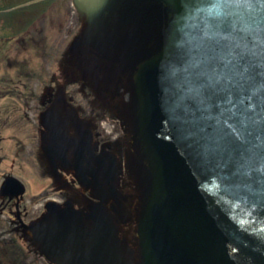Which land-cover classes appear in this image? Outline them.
<instances>
[{
    "label": "water",
    "instance_id": "95a60500",
    "mask_svg": "<svg viewBox=\"0 0 264 264\" xmlns=\"http://www.w3.org/2000/svg\"><path fill=\"white\" fill-rule=\"evenodd\" d=\"M155 1L174 24L135 76L151 175L143 264H264V0ZM74 2L90 19L120 15L118 54L129 44L145 56L160 38L149 0ZM56 210L41 242L50 259L125 264L110 222L94 215L84 231Z\"/></svg>",
    "mask_w": 264,
    "mask_h": 264
},
{
    "label": "flooded vegetation",
    "instance_id": "af4514ba",
    "mask_svg": "<svg viewBox=\"0 0 264 264\" xmlns=\"http://www.w3.org/2000/svg\"><path fill=\"white\" fill-rule=\"evenodd\" d=\"M14 1L0 0V26L7 24L6 20H10L6 18V13L10 14L11 11L18 10L19 6L25 7L27 3L11 7ZM29 3L31 6H38L42 3L48 4V0H42V3L31 0ZM163 7V5H159V8L153 7L154 18L164 17L165 10H161ZM43 10V8L38 9L35 14ZM4 27L8 29H1L0 34L12 32L10 25ZM26 33L27 31L24 34ZM13 39L10 37L5 44L0 38V53L10 48L9 41ZM21 43L24 46L22 40ZM25 50L28 51L29 48ZM143 56L141 53L131 54L128 55L129 59L120 62L82 60L68 66L71 69L72 78L76 72L83 70L100 76L104 74L105 80L104 88L101 89L103 93H98L96 96L102 100L97 99L101 104L96 105L99 109L97 107L84 109V115H78L77 110L72 109L68 112L69 114H63L64 117H62L59 113L62 114L64 108L56 109V115H54L55 110L51 109L49 112L48 108L45 111V117L43 116L45 131H43L40 155L37 158L41 159L40 174L45 178L51 176L53 180L60 181L62 184L56 192L58 201L49 200L48 191H43L40 196L34 197L23 185L20 187L16 182H11L16 180L15 154L7 155L8 150L11 151L10 145L8 149L0 146V264L48 262L38 242L40 238L45 239L46 227L54 223L47 208L48 202L56 203L58 211H62L70 203L79 211L78 221L85 230L92 228L94 222L91 219V213L94 212L110 219L119 234L131 228V223L136 224L141 204L136 168L138 165L141 166L143 154L137 140V106L131 74L135 67V59ZM86 57L92 58V55L88 54ZM4 63L9 67L10 63L16 64L11 60L0 61V67ZM44 65L46 67V64ZM80 77H76L77 80ZM102 81L103 76L100 79V82ZM74 84L71 82L66 86L70 88V85ZM60 90L65 91L64 88ZM116 90L118 92L115 94ZM61 99H65L63 94L57 101ZM51 101L49 99V102ZM60 102L63 103V101ZM21 105L24 106L25 111L22 108L5 109L2 114L24 113L23 119L27 125L30 123L29 112L32 111L31 99ZM21 105L19 103L18 106L21 107ZM103 109L114 117L97 115V111ZM108 120L113 122L111 130L107 128ZM11 130L14 128L5 121L0 123V133ZM15 138L21 141L18 135H13L9 137L8 143L16 142ZM2 142L5 141H0V144ZM12 170L14 174H11ZM70 178L73 184L80 187L79 190L70 188L67 182ZM126 178L133 181L131 182L133 187ZM130 187L131 191L128 190ZM66 190L75 191V194L69 196L70 194H65Z\"/></svg>",
    "mask_w": 264,
    "mask_h": 264
},
{
    "label": "rangeland",
    "instance_id": "374dc122",
    "mask_svg": "<svg viewBox=\"0 0 264 264\" xmlns=\"http://www.w3.org/2000/svg\"><path fill=\"white\" fill-rule=\"evenodd\" d=\"M29 1L15 0L11 7ZM23 7L19 6L18 8L22 10L11 11L14 15L5 14L10 20L14 16L15 21L7 22L8 24H14L11 25V28L15 31L0 35L1 41H4L5 44H7L6 40L11 35V37H14L12 41H9L8 46L10 48L4 49V53H0V61L11 60L16 62L14 65L10 63V67L6 63L0 67V123L5 121L14 128L10 132L0 133V141H5L0 146L5 149H8V145L11 146V151L8 150L7 155L15 154V179L29 193L36 197L40 196L41 192L48 191V199L58 201L56 192L62 184L60 181L53 180L51 176L45 178L44 175L40 174L41 159L37 158L40 155L43 131H45L43 116L45 117V111L48 108L49 112L51 109L55 110L54 115L57 113L56 109L64 108V112L59 113L62 117H64L63 114H69L68 112H71L72 109L77 110L78 115H84V109L89 110L95 107L99 109L96 105L102 100L96 96L98 93H103L101 89L104 88V74L102 75V82H100L102 76L83 70L76 72L77 74L75 73L72 78L70 75L72 74L71 69L67 67V64L70 65V62L82 60H101L100 56H95L92 48L83 47L82 45L85 40H82V32H85L90 24V27L93 28L89 27L85 43L90 46L91 43L97 42L99 44L97 49H102V46H114L119 41L118 35L124 32L121 28L120 15L111 16L107 20L108 14L104 13L97 19L87 20L85 15H81L76 10L72 0H48V4L42 3L30 10ZM42 8L44 9L43 12L41 11L42 13L36 15L35 12ZM127 22L130 23V21ZM0 29H2V26H0ZM124 29L128 30V27ZM26 31L27 33L24 34ZM21 35H23L21 40L24 42V46H22L20 40ZM30 39L31 42H29ZM26 48H29V50L26 51ZM88 54H91L92 58L85 59ZM25 62L27 63L25 64ZM44 64H46V67ZM79 76L81 77L77 80L76 77ZM93 76L94 78H92ZM71 82L75 84L70 85V88H68L69 86L67 87L66 84ZM61 88H64L65 91L60 90ZM114 92L116 94L118 90ZM62 94L65 99L53 103ZM30 99L32 111L29 112L28 121L30 123L27 125L24 123V113L19 112L16 115L2 114L5 109L22 108L25 111L24 106L21 104ZM49 99L52 100L51 103ZM60 101H63V103ZM19 103L21 107L18 106ZM79 110L81 111L78 112ZM97 113L100 116L106 115L108 118L114 117L106 109L98 110ZM112 124L113 122L110 120L107 121L108 130L112 129ZM13 135H18L21 141H18L16 137V142L8 143L9 137ZM136 171L137 175L142 177V169L139 165ZM11 174H14L13 170ZM126 180H129L130 185L133 187L131 183L133 181L128 178ZM67 182H69L71 189H80L79 186L72 183L71 178ZM128 190L131 191L132 188L130 187ZM74 192L66 190L65 194L68 193L69 196H73ZM138 193L143 195L141 187L138 188ZM130 227V229L123 232L118 242L119 250L125 259L126 254L128 255V252H130L129 247L135 248L137 245L136 226L131 223ZM128 259H130V256H128ZM44 264L52 263L44 261ZM56 264L60 263L56 262Z\"/></svg>",
    "mask_w": 264,
    "mask_h": 264
}]
</instances>
